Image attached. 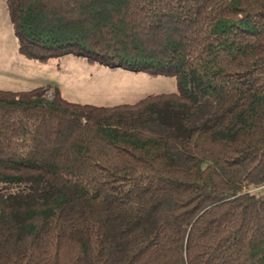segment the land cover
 Returning a JSON list of instances; mask_svg holds the SVG:
<instances>
[{"label":"trees","instance_id":"1","mask_svg":"<svg viewBox=\"0 0 264 264\" xmlns=\"http://www.w3.org/2000/svg\"><path fill=\"white\" fill-rule=\"evenodd\" d=\"M6 5L26 57L177 91L96 106L0 89V264H264V0Z\"/></svg>","mask_w":264,"mask_h":264},{"label":"rangeland","instance_id":"2","mask_svg":"<svg viewBox=\"0 0 264 264\" xmlns=\"http://www.w3.org/2000/svg\"><path fill=\"white\" fill-rule=\"evenodd\" d=\"M47 85L58 88L67 101L96 106L132 104L177 91L172 76L114 69L72 55L47 62L26 57L19 51L6 0H0V89L29 91Z\"/></svg>","mask_w":264,"mask_h":264},{"label":"built area","instance_id":"3","mask_svg":"<svg viewBox=\"0 0 264 264\" xmlns=\"http://www.w3.org/2000/svg\"><path fill=\"white\" fill-rule=\"evenodd\" d=\"M51 95V93H48V96H50Z\"/></svg>","mask_w":264,"mask_h":264}]
</instances>
